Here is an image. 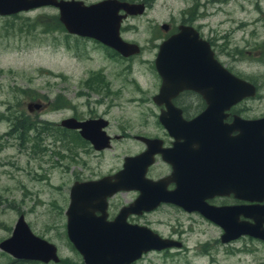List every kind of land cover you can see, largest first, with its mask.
I'll list each match as a JSON object with an SVG mask.
<instances>
[{"label":"rangeland","instance_id":"1","mask_svg":"<svg viewBox=\"0 0 264 264\" xmlns=\"http://www.w3.org/2000/svg\"><path fill=\"white\" fill-rule=\"evenodd\" d=\"M145 2L142 14L122 24V38L141 47L140 53L129 58L117 55L91 38H66L64 30L56 23L55 8L0 15V239L9 235L10 227L21 212L38 231L44 225L65 226L63 214L74 176H100L120 168L125 155L141 149V142L133 138L134 134L161 131L150 115L157 112L149 99L157 91L154 43L159 25L179 17L185 9V0ZM209 12L214 26L217 23L214 16L226 21L220 25L226 31L234 30L236 25L232 19L256 21L248 27L257 31L260 42L264 41V0H235L211 7ZM240 37L234 33L232 40L239 42ZM100 69H105L103 72L111 83L108 99L122 98L108 104L109 134L119 135L112 139L109 148L96 151L89 143L77 142L80 145L75 144L73 150L80 158L66 159L65 152L57 149L58 144L52 145L58 135L46 136L38 129L23 134L11 130L13 119L20 114L35 126L43 122L56 123L73 112L87 116L98 97L88 88L87 81L92 73H101ZM260 93L264 95V89H260ZM138 96L146 99H129ZM50 99H62V110L46 107L44 111H28V104ZM250 103L252 111H264V99ZM105 107L106 103L97 105V113ZM144 117L152 121L145 131L141 129ZM157 172L153 169L152 174ZM130 197L129 193H119L114 203ZM143 218H147V225L160 235H172L181 240L182 246L149 251L134 264H255L264 261V244H250L249 252L228 251L243 249L244 243L229 247L216 244L219 229L198 215L188 216L170 207H161ZM45 233L59 247L61 256L77 259L61 229L56 231L49 227ZM3 261L0 256V263Z\"/></svg>","mask_w":264,"mask_h":264},{"label":"water","instance_id":"2","mask_svg":"<svg viewBox=\"0 0 264 264\" xmlns=\"http://www.w3.org/2000/svg\"><path fill=\"white\" fill-rule=\"evenodd\" d=\"M50 3L58 9L59 21L67 32L92 38L124 57L140 52L137 43L126 41L121 37L120 23L127 15L142 14L145 9L144 3L102 0L86 5L82 1L0 0V15H12ZM192 31L186 26H180L176 34L162 43L158 57L155 59L162 83L159 92L154 96V101L157 104L165 103L167 107L168 114H161L160 120L175 137L173 149L178 151L188 150V146L190 151V144L198 147L203 144L202 124L203 120H206L204 113L222 111L221 107L226 108L244 97L256 94L252 84L223 68L213 57L208 44L202 42ZM197 41L204 45L203 49L196 44ZM186 89L198 92L207 102L206 109L189 121L182 119L180 109L174 107L171 101L179 92ZM34 106L38 108L39 105L34 104ZM27 107L30 110L32 106L28 104ZM175 111L177 115L174 114ZM209 119L212 120L207 118ZM99 122L100 120L95 119L78 121L75 118H68L62 121V125L80 129L81 135L90 140L95 148L103 149L109 146V137L104 132L100 135L91 130L100 126ZM260 126L264 128V118L242 120V134L248 128V133L252 135L251 129ZM140 139L146 143V151L126 157L124 167L118 172L97 180L74 182L70 187V202L66 210L67 236L74 248L82 255L85 264H131L149 251L180 248L181 241L163 238L147 226L129 224L126 221L128 214L151 211L161 202H175L184 208L189 204V208L198 210L208 219L218 224L224 223L219 214L208 211L204 204V198L210 194L202 193L203 184L200 180L203 176L202 164L194 165L193 168L197 172H192L195 177L192 182L180 181L175 190H167L166 185L171 179L170 176L152 180L145 177V172L148 165L153 162V155L157 151H160L163 158L169 162L170 149H160L157 145L161 142L156 140L145 137ZM259 169L257 166L242 165L241 187L251 186L252 191H264V181L259 180ZM253 170L257 172V182L243 180L249 175L254 176L251 174ZM188 185L197 186L198 190V193L194 190L190 198H187L185 193ZM123 190H137L140 194L131 204L122 208L112 221L106 220V199ZM96 211L100 212L99 215ZM244 233L264 239V231L258 226L247 227L243 223H235L229 228L225 237H222V241H228ZM0 246L16 257H32L43 261L58 260L55 245L32 234L23 215L19 216L13 235L4 240Z\"/></svg>","mask_w":264,"mask_h":264},{"label":"flooded vegetation","instance_id":"3","mask_svg":"<svg viewBox=\"0 0 264 264\" xmlns=\"http://www.w3.org/2000/svg\"><path fill=\"white\" fill-rule=\"evenodd\" d=\"M51 1H56V2L82 1L84 4L89 5L102 0H51ZM120 1H125L129 3L144 2L146 6L145 0H120ZM233 1L235 0H185V9H183L180 12L179 17H173L172 18L173 21L163 22L159 25L158 27L159 33L155 38V43H154L155 57L153 61V67L157 77V91L153 95H151V97H149V99L152 100L154 107L157 109V112L155 113L152 112L151 114L149 112L147 113V115L150 114L152 117H154L155 124L157 125V127H159L161 131L157 132L156 134H148L145 132L144 133L138 132L137 134H134L133 138L136 141L141 142V149L132 154L125 155L123 157V161L120 168L100 176L85 177V178L84 176H80V175L74 176L71 186L73 185L74 182H86L90 180H97L103 176L112 175L118 172L120 169L124 167V162L126 157L136 156L146 151L147 145L143 140L140 139V137L156 140L157 142H161L160 144L157 145V147H159L160 149L161 148L170 149L168 155L169 162L163 158L160 151L155 152V154L153 155V162L150 165H148V167L146 168L145 177L152 180H159L170 176L171 179L166 185V189L172 191L177 188V183L180 181H185L188 183L192 182L193 179H195V177H193L192 172H197V170L194 169L193 167L195 164L201 163L202 164L201 173L203 174V176H201L202 179H200L201 183L203 184L202 193L204 195L210 194V196H206L204 198V204L208 211L210 210L214 213L219 214L224 223L218 224L208 219L198 210H193L189 208L190 207L189 204L187 208H184L182 205L175 202H161L156 208H154L151 211L148 212L142 211L141 213L128 214L126 217V221L129 224L144 225L151 228L150 226L147 225L148 223L147 222L148 220H146L147 218L144 219L143 217H145L147 214L161 207H170L175 211L187 214L188 216L198 215L206 222L216 226L219 229L220 233L218 235V238L215 240V243L220 246L229 247L232 246L234 243H239V242L244 243V245L242 246L243 249L228 250V251L238 252L244 250L243 252L245 251L249 252L250 244L252 243L254 245L256 243L264 244V239L249 233L240 234L236 237L229 239L228 241H222V237H225V234L227 233L229 228L232 227V225H234L235 223H239V224L243 223L247 227L253 225L258 226L260 230L264 231V191H260V192L252 191L251 186L241 187L242 165L246 167L251 165L252 167L253 166L259 167L260 168L258 171L259 173L258 175L260 177L259 180L264 181V128L263 126H260L259 128L251 129L253 133L252 135L248 133L249 132L248 128L242 134V128H241L242 120H259L264 118V111H252L253 106L250 103L251 100L264 99V95L260 93V89H264V41L260 42L257 39L258 36H256L257 31H255V29L251 30V28L248 27L251 24H255L256 21L247 20L246 18H241L237 21H234L232 19V21L235 23L236 26L234 27V30H232L231 28L228 29L227 31L221 29L220 27V25L226 22L223 19H219V17L214 16L213 18L216 20L215 22H217L216 26H214L211 23L210 20L212 19V13L209 12V8L211 7L216 8L219 5L228 4ZM48 7L56 9L57 15H55V17L59 21L58 9L56 8L55 5L51 3L43 4L38 7L28 9L26 11L28 12L34 9L48 8ZM133 16L135 15H127L124 19H122L120 23V33H121L123 21H126L128 18H131ZM262 24H264V21H262ZM60 25H61L60 28L64 30L66 38L68 36H73L76 38H88V37H81L79 35L69 33L67 32V30L65 29V27L61 22ZM180 26H186L192 29L194 31L192 32L196 33L198 38L202 40V42L208 44V46L213 52V57L220 63V65L223 68L234 74L236 77L252 84L256 90V94L254 96L244 97L243 99H240L237 102L230 104L226 108L221 103L223 106L221 107L222 111L204 113L206 120H203L204 122L202 124L203 144L199 147L198 145L196 146L190 144V151H189V146H188V150L178 151L176 149H173L174 147L173 143L175 142V137L170 134L168 128L165 125H163V123L160 120L161 114H168L167 107L165 106V103L157 104L154 101V96L159 92L162 83V78L155 65V59L158 57L162 43L166 41L170 36L176 34L179 31ZM234 33L241 36L239 42H235L232 40L233 39L232 36ZM100 44L114 51V53H116L117 55L124 57L115 50H113L112 48L102 43ZM196 44L200 48L202 49L204 48V45L202 43L197 41ZM140 51H141V47H140ZM129 57H124V58H129ZM103 70L105 69L98 70V72H101L98 74L97 72L92 73L87 81L88 88L93 93L98 94L97 99L93 102L94 104L93 107H91L92 110H90L87 116L85 117L80 116L78 114H75V112H73L69 116L63 117L58 122L53 124L50 122H43L41 123V126H35L33 122L32 123L28 122L30 124V128H29L30 131H34L35 129H38L39 130L38 132L45 133L46 136L48 134L53 136L58 135V138L52 142V145L58 144L57 149H61L65 152L66 157L65 156L64 157L66 159L68 157H73L74 159L80 158V155L77 153V151L73 150V147L74 148L76 147L75 144L85 145L89 143L92 149L96 151H101L106 148H109L111 146L112 139L113 138L117 139L119 136L116 134H114V136H111V134H109V127L111 125V121L107 117L108 114L107 112H109L110 109L108 107L109 103H112L114 99H122V98L117 96L108 99V96H111V86H110L111 83L109 79H107L106 74H104ZM129 99H146V98L138 96V97H130ZM171 101L174 107L180 109V114L182 119L187 121L193 120L194 118L199 116L207 107V102L205 98L202 95H200L198 92L190 89H186L179 92L174 98H172ZM102 103H106V107L101 113H97L96 106ZM30 104L32 107L30 110L28 109V111L31 112L44 111L46 107H52L53 111H59L62 110L61 106H63L62 99H50L48 101H38V102L36 101L35 103H30ZM34 104L39 105L38 108H36ZM174 114L177 115V112L175 111ZM148 117H146L147 120L144 117L141 123V129L144 131L147 128H149L152 124L151 123L152 121H150ZM68 118H75L78 121H84L88 119L100 120L99 122L100 126H98L97 128L94 127V130L93 128L91 130L92 132L98 133L100 135L102 132H104V134L109 137V142H108L109 146L103 149L95 148L90 140L84 138L81 135L80 129L68 128L62 125V121ZM207 118H211L212 120L210 119L207 120ZM77 142L80 144H78ZM71 152L74 155L68 154ZM153 169H157L158 171L155 175L152 174ZM251 174H254V176L249 175L248 177L243 178V180L251 183L257 182L256 170ZM70 187L68 191L67 207L70 202V194H69ZM194 190H196V193H198L197 186L193 187V185H188L186 187L185 193L187 198H190L192 196ZM199 190L201 189L199 188ZM119 193H129L131 197L128 200L122 202L120 201L119 204H116V202L114 203V200H116L114 198H116ZM139 194L140 192L137 190H123V191H118L112 196L108 197L106 199V208H105L106 220L112 221L118 215L120 210L131 204L139 196ZM180 194L182 193L180 192ZM66 210L64 211L63 214L66 220L65 226L63 225L62 227V225H55V224L47 225V226L44 225L41 227L39 231L38 229L36 230L34 228L35 226L33 223H30L25 219L24 213L22 212L19 213V216L20 215L24 216V220L28 228L32 232V234H34L40 239L47 240L48 242L55 245L56 253L58 256L57 261L54 260L43 261L41 259L32 258V257H23V256L16 257L0 246V256L1 258H4V261L0 264H85L82 255L74 248V246L68 239ZM99 213H100L99 211H96V214L99 215ZM17 220L15 221L13 226L10 227L9 235L7 237L0 239V244L4 240L10 238L13 235V231L16 227ZM49 227L51 230L57 231L58 229L59 230L61 229L64 232L65 238L68 241V245L77 256V259L72 258L70 256H61V253H59V247H57L54 242L50 241L47 234L45 233L49 230ZM152 230L155 231L154 229ZM160 236L163 238L176 239L172 237V235L169 236L160 235ZM164 250H168V249H164ZM135 262L131 264H134ZM260 263L264 264V261H258L255 264H260Z\"/></svg>","mask_w":264,"mask_h":264},{"label":"trees","instance_id":"4","mask_svg":"<svg viewBox=\"0 0 264 264\" xmlns=\"http://www.w3.org/2000/svg\"><path fill=\"white\" fill-rule=\"evenodd\" d=\"M56 18V17H55ZM56 23L59 27H61L60 22L58 21V19L56 18ZM30 128V124L28 123V120L26 117H24L23 115H17L14 119H13V124H12V131H16L19 132L20 134L26 133L27 130H29Z\"/></svg>","mask_w":264,"mask_h":264}]
</instances>
